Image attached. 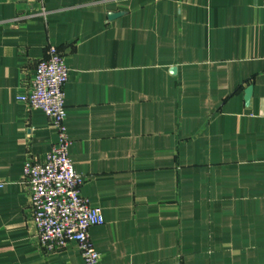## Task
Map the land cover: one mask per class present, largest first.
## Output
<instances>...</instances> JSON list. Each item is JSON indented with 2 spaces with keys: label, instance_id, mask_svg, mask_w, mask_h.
I'll use <instances>...</instances> for the list:
<instances>
[{
  "label": "crops",
  "instance_id": "obj_1",
  "mask_svg": "<svg viewBox=\"0 0 264 264\" xmlns=\"http://www.w3.org/2000/svg\"><path fill=\"white\" fill-rule=\"evenodd\" d=\"M50 44L99 263L264 264V0H0V264H82L20 183L56 140L17 99Z\"/></svg>",
  "mask_w": 264,
  "mask_h": 264
},
{
  "label": "built area",
  "instance_id": "obj_2",
  "mask_svg": "<svg viewBox=\"0 0 264 264\" xmlns=\"http://www.w3.org/2000/svg\"><path fill=\"white\" fill-rule=\"evenodd\" d=\"M67 79L65 53L55 45H48L45 56L34 66L27 90L17 99L46 114L56 140L41 159H25L20 183L27 193L35 243L53 250L73 242L82 264H100V254L92 246L88 230L102 224L103 216L99 208L91 206L81 195L83 177L73 170L68 155L71 140L65 125L64 103ZM3 185L0 181V188Z\"/></svg>",
  "mask_w": 264,
  "mask_h": 264
},
{
  "label": "water",
  "instance_id": "obj_3",
  "mask_svg": "<svg viewBox=\"0 0 264 264\" xmlns=\"http://www.w3.org/2000/svg\"><path fill=\"white\" fill-rule=\"evenodd\" d=\"M117 15H118V13H111V14H108V17L112 18V17L117 16ZM172 71H174V69H172ZM250 96H251V87L248 86L244 91V100H245L246 105L249 103Z\"/></svg>",
  "mask_w": 264,
  "mask_h": 264
}]
</instances>
